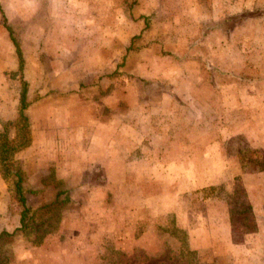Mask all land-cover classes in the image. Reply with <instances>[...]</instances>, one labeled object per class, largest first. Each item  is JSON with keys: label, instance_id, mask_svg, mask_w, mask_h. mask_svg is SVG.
<instances>
[{"label": "crops", "instance_id": "0c3cea01", "mask_svg": "<svg viewBox=\"0 0 264 264\" xmlns=\"http://www.w3.org/2000/svg\"><path fill=\"white\" fill-rule=\"evenodd\" d=\"M262 1L152 0L149 9L137 12L124 4L113 9L110 0L10 2L14 12L7 20L15 17L13 23L28 27L16 39L24 65L20 76H13L18 70L15 46L8 28L0 25V131L18 117L24 78L31 142L15 157L32 179L29 188L41 189L34 205L54 194V182L42 180L47 168L62 179V188L84 193L78 200L95 216L68 218L64 213L58 229L44 237V246H28L17 238L11 264H93L97 240L115 234V219L98 217L107 213L109 199H117L121 188L134 191L128 192L130 212L136 217L142 213L132 223L172 212L194 248L231 256L232 264H264V169L244 170L240 161L242 145L256 157L264 156V13L257 7ZM45 5L48 24L38 42V16ZM104 7L109 13H103ZM103 16H109L108 23ZM56 29L62 33L51 38L48 31ZM123 58L126 64L135 61L134 70L113 73ZM120 76L125 80L121 86ZM138 83L153 88L140 90ZM121 102L126 107L123 121ZM126 173L141 174L146 186L156 176L160 192L174 185V199L165 203L159 191L151 194L126 181ZM236 175L256 220L255 229L240 242L230 239L234 225L219 189L232 191ZM211 185L222 204L219 217L209 220L188 207L182 195ZM11 202L0 172V230L19 225V213L9 210ZM215 207L209 208L212 213ZM147 233L145 228L129 237L142 244ZM79 247L88 248L86 256L79 255Z\"/></svg>", "mask_w": 264, "mask_h": 264}, {"label": "rangeland", "instance_id": "374dc122", "mask_svg": "<svg viewBox=\"0 0 264 264\" xmlns=\"http://www.w3.org/2000/svg\"><path fill=\"white\" fill-rule=\"evenodd\" d=\"M11 1L12 0H0V6L2 7L3 11H6V13H7V15H5L6 18L7 17L10 18L12 16V13L14 12L12 10V8H13L12 3H10ZM43 1H45V3H47V0H43ZM106 1L107 0H104V2H106ZM151 1L152 0H110L109 5L111 4V8H113V9L115 8V6H117L120 9V7L123 6V4H124V7L128 6L129 8H132L135 12H137L139 10L149 9L152 6ZM155 1H157V0H155ZM108 2H109V0H108ZM27 5H28V3H26L24 6H27ZM46 5H45V13L44 14L41 13L38 16L39 17V20H38L39 30H38V32H36L38 42H42L40 39H43V34H44L43 32L45 31L44 26L47 28V24H48V20L46 19L47 18L46 17L47 16ZM257 7L259 9L261 8V12L264 13V0L260 4H258ZM103 13L104 14L109 13V10L104 7ZM55 15L57 16L58 13ZM262 16L264 19V14H262ZM58 18L60 20H62V15L61 14L58 15ZM232 20H233L232 16L229 17V21L231 23H232ZM14 21H15V17H13V19L9 22V24H10V27L12 29L13 34L16 36V39H19V38H21L22 31H25L28 26L23 25L18 21L16 23H13ZM51 22L52 21H50V23ZM88 22H89V20H88ZM103 22L108 23L109 22V16H105V18L103 16ZM0 25L6 27V25L3 22L1 12H0ZM49 26H50V24H49ZM30 30L31 31L34 30V24L30 25ZM48 32L51 34V38H54L56 35L62 33V31H58L57 29L55 30V32H52V31H48ZM84 33L86 34V32H84ZM48 37L50 38V36H48ZM34 52H35V56H39V54H37L36 51H34ZM72 54L75 55L74 53H72ZM70 57H72V55H70ZM38 60L42 62V60L40 58ZM123 60H124L123 62L119 63L118 71H113V73H118V72L119 73H121V72L127 73L125 71L126 69H128L130 71L134 70L135 64H136L135 61L126 64L124 58H123ZM102 65L104 68H106L105 64H102ZM255 68L260 69L256 65H255ZM261 69H263V72H264V63H262ZM249 72L251 74H255L256 70L250 69ZM11 74L13 76L15 74H18L20 76V72H18V70L11 72ZM122 78H124V77H122V76L119 77L118 83L120 84V86L125 82V80ZM80 82H81L80 86L83 85V79ZM145 84H147V83H143V84L138 83L137 85H138V88L140 90H142L145 86H146V88H153L151 84H147V85H145ZM161 87H164L165 89H167L168 86L166 84H162ZM173 107L175 108V105L171 104V108H173ZM125 111H126V107L124 106L123 102H121L120 106H119V110H118V112L120 114V121H123V115L122 114H125ZM14 121H9V122H14ZM166 147L173 149L174 145L167 141ZM45 169H46L45 171H44V169L42 171H43V173H45L44 176H47L48 171H47V168H45ZM24 173H25V171H24ZM124 176H125L126 181H129V182L134 181L137 184H139L141 187L145 186L146 191H148L151 194H154V193L157 194L159 191V193H161L162 198H163L165 203L169 202V200H171V199L172 200L174 199V196L176 193L174 185L171 184L169 187H166L163 191L161 190V192H160V190L158 188L159 187V184H158L159 180L156 178V176H155V182L153 184H148L147 186L144 185L143 177L141 174H128V173H126ZM23 177H24L23 186H24V189L26 190V195L29 199L28 201L30 202V204H32V206H35L33 199L37 198L36 196H37V193H39V192H34L33 190L30 189L33 186L32 179L30 176L23 174ZM166 180H168L167 177H166ZM7 182H8V188L10 190L11 199H12V202L9 206L10 207L9 210L12 213L18 212V210L16 209L17 207L14 206V202H13L12 189L10 186L11 183L8 180H7ZM120 182H122V181H120ZM44 183H45V181H44ZM122 183H124V182H122ZM211 191H213V190H210L207 188L204 190L202 189V191L195 192V193L194 192H192V193L189 192L187 194L184 193L182 196H183V200H185L187 202L188 207L194 209V212L195 211L201 212L202 215L204 216V218H207L209 216V218H210L209 220H212L214 218H218L220 215L219 208H217V207L221 203V201H220L221 199H220L219 193H217V192L211 193ZM128 192L133 193L134 191H128L126 188H121L118 191L119 195H117V197L120 198L119 200H118V198L115 199L114 195H112V198L109 199V202L106 205L107 213L104 216L101 213L102 216L98 217V218H114L115 219L116 222L114 224V227H115L116 237L114 234L112 237L108 236L104 240L103 239L97 240V242H96L97 256H96V260L93 261V264H97L100 257L104 253L105 254L108 253V255H110L111 251L114 249L120 250L121 251V254H119L120 258H122L123 260H126L128 262H134L136 259H138V257H142L143 255L147 254L149 257L147 258V260L144 261L143 264H155L157 261L168 260V258L172 254V255H174L173 259H175L177 261V263L188 264V260L186 257H184V256L181 257L178 255L179 254L178 253L179 239L177 236L174 235V232H172V230H173L172 225L173 224H171L172 222L169 219V218H174V214L172 212L165 213L162 211L161 214L156 215V218H151L149 220H145L144 223L141 222V219H139L140 222L135 221L134 223H132V219L136 220V218H138V216H139V218H141L142 213L138 212L139 215L136 217V215L134 216L135 213L130 212V210H132L131 207L133 204V199L128 197L129 196ZM70 194H72V197ZM141 194H142V191H141ZM61 196H64V197L66 196L68 198V202L63 207H61V218H62V215L64 213H65V215L66 214L69 215L68 218H82L83 214L87 215V217H89V218L95 217L93 215L94 212L88 211L87 207H85V209L83 210V202H82V200H78L80 197H82V198L84 197V193H79L77 191H72V192L66 191ZM70 200H72L71 203H69ZM140 202H141V200H139L135 205H138ZM212 204L214 206H216L213 213L209 209ZM110 209H112L113 212L110 213V211H109ZM98 213H100V212H98ZM195 214L196 215L194 216V218H197V217L200 218V215H197V213H195ZM132 216H134V217L132 218ZM195 223H196L195 219H192V221L190 222V224H193V225H195ZM129 227L131 228V230ZM132 227H133V229H132ZM214 227H215V225L211 226L212 230ZM70 228H73V224ZM145 228H147L148 233L141 240H139L140 242H142V244L135 243V240L137 238L135 240H133V238H131V236L129 237V235H131V234H135L137 236ZM182 228H184V227H182ZM240 228L241 227H239V226H233L232 232L230 233V239L232 242L233 241L234 242H240L243 240L244 233L248 230L242 229V228L240 229ZM133 230H134V233H133ZM178 234L182 235L181 232H178ZM33 235H35V234H32V236ZM17 238H21L22 241L20 239H19V241H21V242L25 241V243L28 246H38V247L44 246V245H42L44 243V238L42 239V241L40 243H37V244H34V243L32 244V243L28 242L26 240L25 236L22 234H18ZM188 242L190 244V239L188 240ZM262 243H263V248H264V238L262 239ZM72 249H73L72 251H75L74 247H72ZM197 250H198V256H199V262L202 264L230 263L231 262L230 260H232L231 256H226V257L220 256V255H217L216 253H214L210 249H200V250L197 249ZM78 251H79V255H81V257L83 255L86 256L85 252H88V248L83 249V247H79L77 252ZM75 256H72V257L74 258ZM66 258H68V256ZM69 258H70V256H69ZM226 261H228V262H226ZM70 264H72V263H70Z\"/></svg>", "mask_w": 264, "mask_h": 264}, {"label": "trees", "instance_id": "16d2710c", "mask_svg": "<svg viewBox=\"0 0 264 264\" xmlns=\"http://www.w3.org/2000/svg\"><path fill=\"white\" fill-rule=\"evenodd\" d=\"M0 12L14 43L18 58V71L21 72L24 65L22 49L12 32L9 24L10 21L7 20L1 6ZM233 18H238V16H234ZM27 88L28 82L22 78L18 117L14 122H6L0 131V172L11 183L14 206L17 207L16 209L19 213L18 226L12 230H0V264H11L15 257L14 242L18 234L24 235L28 242L37 244L42 241L47 233L56 231L61 220V207L68 202L66 196H61L67 191L61 187L62 179L55 178L52 171H49L47 176H44L42 180L46 183V178H48V180L54 182L55 191L53 196L42 200L36 206H32L28 201L29 199L23 186V164L15 157L16 151L31 142L29 119L24 111L28 104L26 100ZM240 161L244 170L264 169V156L261 158L256 157L251 153V149H246L243 145L240 147ZM214 188L215 186L213 185L208 186L210 190ZM219 189L225 196L230 223L248 231L254 230L256 220L241 177L239 175L234 177L232 191L227 192L222 185L219 186ZM33 191L39 192L41 189ZM169 219L172 222L171 224H173L172 232L179 239L178 255L186 257L188 264H202L199 262L198 250L188 242V232L185 228L177 225L175 218ZM178 232H181L182 235H179ZM32 234L35 235L32 236ZM119 254H121V251L115 249L111 251L110 255L104 253L97 264H143L149 257L145 254L142 257H138L134 262H128L120 258ZM173 257L174 255L171 254L168 260L157 261L155 264H179Z\"/></svg>", "mask_w": 264, "mask_h": 264}]
</instances>
